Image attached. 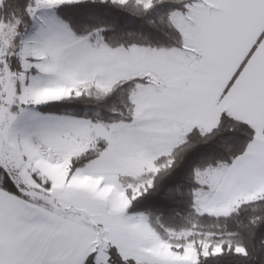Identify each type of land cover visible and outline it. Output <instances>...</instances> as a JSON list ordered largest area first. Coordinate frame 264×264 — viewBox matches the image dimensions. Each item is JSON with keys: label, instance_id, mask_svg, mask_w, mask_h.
<instances>
[{"label": "rangeland", "instance_id": "1", "mask_svg": "<svg viewBox=\"0 0 264 264\" xmlns=\"http://www.w3.org/2000/svg\"><path fill=\"white\" fill-rule=\"evenodd\" d=\"M71 1L77 0H35L30 27L21 34L18 20L0 21V165L21 183L30 199L72 218L84 221L83 215L60 202L57 195L61 191L104 200L107 212L122 218L140 248L149 251L150 258L157 256L159 264H192L199 253L218 251L208 234L193 230L171 231V242L162 239L148 224L146 214L126 210L130 199L150 182L156 170L154 160L169 153L188 129L195 127L193 117L179 106L178 82L164 64V54H173L175 49H111L99 40L77 37L54 12L57 4ZM136 1L149 5L152 0ZM178 12L171 13V18ZM12 57L18 60L14 62L16 69L11 66ZM127 78L143 80L130 94L134 105L131 122L43 114L35 108L90 88L103 92ZM33 113L52 119H34ZM198 129L207 132L211 128L206 124ZM96 151L97 157L69 172L73 158ZM221 169L196 172L199 187L194 202L198 213L225 215L251 200L214 202L211 195ZM98 239L93 246L95 264H109L106 240ZM210 245H214L212 249Z\"/></svg>", "mask_w": 264, "mask_h": 264}, {"label": "trees", "instance_id": "2", "mask_svg": "<svg viewBox=\"0 0 264 264\" xmlns=\"http://www.w3.org/2000/svg\"><path fill=\"white\" fill-rule=\"evenodd\" d=\"M35 0H1L0 21L17 22L18 31L30 27L31 9ZM191 0H152L144 5L136 0H77L57 4L55 15L65 22L70 31L90 42L97 40L111 49L131 46L166 49L182 47V36L171 20V13L183 9ZM13 69L18 67L16 57L11 58ZM142 79L127 78L118 81L103 92L90 88L79 95L37 104L43 114L75 116L106 123L131 122L134 105L130 94ZM254 136L246 123L221 112L216 125L207 132L197 127L188 130L183 140L169 153L158 156L156 170L150 182L130 199L129 213H144L150 227L162 239L174 241L170 232L193 230L208 234L217 244L218 251L199 253L192 264H264V193L257 198L241 202L225 215L198 213L195 207V189L199 187L196 172L206 168L229 165L240 155ZM96 152H86L71 160L69 172L83 167L97 157ZM7 177H11L10 183ZM0 165V188L26 201L37 203L21 189V183ZM20 185V186H19ZM130 196V190H126ZM87 225L104 238L99 225L87 220ZM214 245H210L212 249ZM109 264H156L125 258L116 247L105 242ZM91 256L95 264L96 249L92 247L79 264H86Z\"/></svg>", "mask_w": 264, "mask_h": 264}, {"label": "crops", "instance_id": "3", "mask_svg": "<svg viewBox=\"0 0 264 264\" xmlns=\"http://www.w3.org/2000/svg\"><path fill=\"white\" fill-rule=\"evenodd\" d=\"M232 3L191 0L183 9H176L180 14L171 20L182 36V47L166 48L175 50L164 54V64L178 82L179 106L193 117V126L210 124L212 129L220 113L226 112L254 131L244 151L231 164L222 166L215 182L212 199L225 204L264 193V18L256 9L226 6ZM197 17L202 18L199 21ZM57 196L84 217L82 221L63 213L70 243L57 253L58 258L79 264L94 246L99 235L87 225L89 219L101 227L104 239L121 256L160 263L157 256L150 258L152 254L140 248L122 218L107 212L104 200L71 190ZM20 203L60 212L0 188V204L16 208Z\"/></svg>", "mask_w": 264, "mask_h": 264}, {"label": "snow or ice", "instance_id": "4", "mask_svg": "<svg viewBox=\"0 0 264 264\" xmlns=\"http://www.w3.org/2000/svg\"><path fill=\"white\" fill-rule=\"evenodd\" d=\"M226 6L256 9L264 18V0H233ZM32 116L52 119L39 113ZM7 179L12 182L11 177ZM63 216L61 212H45L27 203H20L16 208L0 204V264H72L71 260L57 257L70 243ZM86 264H92L91 256Z\"/></svg>", "mask_w": 264, "mask_h": 264}, {"label": "built area", "instance_id": "5", "mask_svg": "<svg viewBox=\"0 0 264 264\" xmlns=\"http://www.w3.org/2000/svg\"><path fill=\"white\" fill-rule=\"evenodd\" d=\"M39 149L41 150V145L39 146ZM43 150V149H42Z\"/></svg>", "mask_w": 264, "mask_h": 264}]
</instances>
